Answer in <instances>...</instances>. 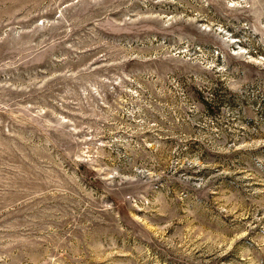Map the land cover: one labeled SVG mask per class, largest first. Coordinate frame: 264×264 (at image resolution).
<instances>
[{"label": "rangeland", "instance_id": "rangeland-1", "mask_svg": "<svg viewBox=\"0 0 264 264\" xmlns=\"http://www.w3.org/2000/svg\"><path fill=\"white\" fill-rule=\"evenodd\" d=\"M0 264H264V0H0Z\"/></svg>", "mask_w": 264, "mask_h": 264}]
</instances>
